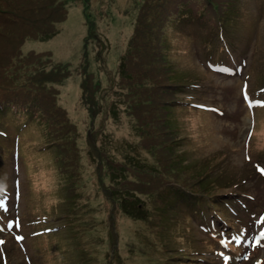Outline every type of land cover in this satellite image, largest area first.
<instances>
[{
  "label": "rangeland",
  "instance_id": "rangeland-1",
  "mask_svg": "<svg viewBox=\"0 0 264 264\" xmlns=\"http://www.w3.org/2000/svg\"><path fill=\"white\" fill-rule=\"evenodd\" d=\"M17 1L11 0V3ZM42 1L46 0L39 2ZM56 1H64L65 20L55 25V33L50 39L40 42L26 41L21 54H31L29 56H35L32 53L43 54L42 59L52 64V67L59 66L63 68V72L72 73L71 77L60 84L59 82L49 84L50 91H59L58 100L54 102L55 107L60 102L66 113H55L52 92L48 91L43 84H39L41 93L37 94L41 98L39 109L44 119L40 129L34 123L27 122L23 116L9 117L0 113V129L6 130L8 126L9 136L16 144L17 157L14 159L19 163V173L16 175L14 168L7 163L9 154L1 152L0 191L3 189L27 190V200L22 207L24 221L31 222L36 219L38 210L42 224L48 226L46 235L40 236V241L34 245L31 242L37 237H30L31 231L24 224L23 230L26 237L24 242L8 241L4 243L6 246H0V253L2 251L8 253L9 264H208L207 256L202 253L209 246L214 245L207 241L206 235L199 230L201 222L194 219L190 226L185 221L187 214H191L192 218H200V215L192 211V207L196 209L197 205L189 206L190 204L187 203L188 208L185 206L181 208L178 204L170 209L169 206L172 204L164 205V200L154 191L149 190L144 195L155 194L157 201L152 203V200L147 201L149 197H145L142 201V203L147 201L145 205H140L139 210L133 206L134 212L131 214V197H126L124 204L126 214L119 212L116 214L117 209H114L116 221L113 228L110 226L113 218H110L109 208L104 202V197L99 193L100 186L106 179L105 177L97 179V170L89 153L95 132L98 133L96 143L99 145L102 142L100 145L104 147L103 150L113 156L108 155L109 158L115 160L112 164H106L103 160V158L106 159L105 153L98 149L101 156L96 164H100L113 173H120L121 169L132 170L129 177L124 178L119 185L112 182L104 191L111 205L118 198V189L129 190L128 186L135 183V180L141 177L139 175L150 176L151 172L146 167L134 165L130 168L119 161H143L148 167H153L145 150H136L134 144H129L132 143L129 142L130 137L133 139L136 134L131 129L126 116L119 112L116 118V114L112 108L110 109L115 100L113 90L117 89V85L128 90L127 87L134 84L137 101L132 105V109L137 114H141L142 119L150 118L152 113L162 110L166 120L170 124L172 120L181 135L191 139L188 141L181 139L174 144L177 154L180 155L189 148L193 150L195 146L198 147L191 156L186 152L181 161L173 167V176L180 177V181L184 182L188 177L185 175L190 174L191 171L192 173L201 172V160L206 159L203 166L207 169L210 159L212 165L216 163L215 169L212 165L208 168L207 179L210 178V181L216 182L217 177H222L224 180L236 176L239 178V181L230 187L220 189L217 183L209 186L204 184V186L212 190L211 197L214 198L250 196L249 215L244 223L247 225L250 222L253 235H256L258 240H262L261 234L258 233L261 227L264 230V216H261L264 212V179L259 177V174L264 164V137L258 135L260 132H256L255 137L258 141L256 139L251 143L249 141V145L245 147L247 142L245 134L250 127V117L249 115L246 117V125L240 132L231 123L238 122L233 121L229 114L237 112L239 115L243 112L241 103L234 97L235 92L230 85L234 81H243L246 78L249 65L253 73L249 77L248 90L252 91L264 85V14L258 17L262 32L249 39L248 43L236 36L228 38V44L236 56L250 58V63L244 60L247 66L243 74H239L240 77L225 75L224 73L230 70L222 64L217 65L219 68L223 67L220 74L209 72L202 61L203 50L200 48L202 45L200 39L204 36L209 38L212 34L205 26L199 25L200 27L194 28L195 39L191 38L187 31L175 27L167 35L166 49L170 55L168 62L171 65V76L169 78L165 76V81L183 84L190 88V93L194 94L190 98L192 105L204 109L207 108L196 103L205 104L206 100L202 85L198 81L207 80L215 87L214 90L206 91L207 98L216 104L215 107L222 110L223 115L212 113L213 117L198 120L192 114L182 113L172 106L159 105L152 98L157 93L159 67L162 66L157 56L159 53L157 37L161 34L162 18L169 10L163 11L161 7H156L159 3L155 1L154 5L152 0ZM178 1L171 0L173 3ZM229 1L232 2L234 13L244 12V16L237 15V22L241 28L255 27L253 18L254 15L259 14V6H264V0ZM224 2L218 0L217 4L221 6ZM148 4H153L154 7L145 9L142 13V10L138 8L139 5L145 8ZM139 14H145L148 31L147 34L143 32L140 39H138L139 35H136L132 45V55L127 59L130 71L136 68L138 70L137 75L133 74L134 83H132L128 79L119 77L117 69L119 58L125 51L126 40L131 37L129 40L131 41L134 35V24ZM139 19L141 22L142 18L139 17ZM88 26L91 33L86 35L85 29H88ZM13 29L12 27L5 31L3 42L7 40L8 35L12 33L15 35L18 32ZM235 30L240 36L246 38L245 31ZM1 46L2 44L0 51H6L4 50L6 47ZM30 61L21 62L19 67L27 73L33 83H39L42 79L48 78L44 71H37L36 68L40 67L39 63ZM201 67L203 72L208 73L209 80L200 78L204 73L197 68ZM59 74L61 72H57L54 76L57 77ZM78 74H84L83 78L86 79L88 89L92 86L96 91L100 87L104 90L100 97V104L97 100V114L93 117L86 112L83 120L78 113L76 102L79 90ZM64 75L62 73L61 77ZM143 75L148 76L152 82L142 89L137 81ZM93 78L99 81V87L97 81L93 82ZM15 80H21V77L17 75ZM111 80L115 81L114 85L110 84ZM6 89L15 90L12 85H7ZM5 91V89L0 91V96ZM250 95L256 105L250 107L253 126L255 129L262 130L264 111L258 106L264 105V101L259 94L250 92ZM144 97H147L151 106L142 105ZM30 101L31 99L27 102L30 103ZM46 102L53 112L45 107ZM78 103L80 104L79 101ZM74 118L75 122L81 119L82 132L76 131L70 124L74 122ZM90 118H92L91 122H89ZM62 122L63 124L59 125ZM20 127L22 128L18 130ZM88 130L90 138L87 134ZM176 139H179L178 133H176ZM126 140L128 142H125ZM54 141L59 144L57 150L48 153H45L47 150H40L37 155L35 154L34 149ZM43 153L45 154L41 156ZM61 159H64L68 169L78 177L76 181L81 184L82 190L78 187V182L73 181L68 173L64 176L58 171L59 165L55 161ZM154 175L162 182L166 173L158 171L154 172ZM82 191L85 193L83 194ZM157 202L158 207H156ZM176 202L180 203V199ZM144 208H146V214L142 210ZM210 208H212L210 204L205 207V211L209 214H211ZM43 219H47V223ZM41 228L43 226L35 229ZM3 237L8 238V234ZM262 253H264V247L259 248L257 256ZM0 264L7 263L0 258Z\"/></svg>",
  "mask_w": 264,
  "mask_h": 264
},
{
  "label": "trees",
  "instance_id": "trees-1",
  "mask_svg": "<svg viewBox=\"0 0 264 264\" xmlns=\"http://www.w3.org/2000/svg\"><path fill=\"white\" fill-rule=\"evenodd\" d=\"M39 1L41 0H21V2L18 1L12 4L11 0H5L4 3L2 4L3 10H0V45L1 44L2 46L4 45L6 47V49L4 50L6 51L3 50L0 51V55L5 54L4 56L0 57V91H2L3 89L8 91L6 89V86L9 85L10 83L9 81H12L13 86H15V84L19 82V80L18 81L15 80V77L17 75L21 77V72H19L20 70L19 64L21 62H25L26 60H31L30 61L31 63H34L35 61L39 63L40 67L36 68L37 71L40 70L44 71L47 75L51 76L54 79V82L50 81L48 78H44L39 83H33L28 78L26 83L24 84V87L22 88H27L30 86L35 87V86H39V84H43V86L48 91H50L49 84H54L56 82H59L60 84L63 80L72 76V73L70 74L68 73V71L63 72V68L59 66L52 67L51 66L52 64L48 63L47 61H44L42 59L43 54L32 53L35 56H29L31 54H25V55L21 54V49L26 43V41L29 40L31 42H40L50 39L55 33L56 30L55 25L65 20L64 1L63 2L56 0H46L42 2ZM96 1L98 0H95L94 2ZM155 1L159 3L156 5V7L160 6L164 10H169L168 13L172 12L173 15H171V17L174 25H179V23L182 21L193 19L195 23H198L199 25H203L206 28H208L212 34L219 27L218 15L220 14V9H219V5L216 3V0H201L202 5L198 7V10L197 11L191 10L190 14H188L187 16H183L181 12L185 4H187L188 2L179 3V5L176 6L173 2H171V0H152L154 5H155ZM154 5L148 4L146 5L145 8H143L142 5H139L138 8L142 10V13H144L145 9L146 10L151 9L154 7ZM61 8L63 10L62 12H61ZM202 8L203 10H200ZM139 17L142 18L141 22ZM136 20H137V22L135 21L136 27L134 24V28H135L134 35L132 34L133 37L131 41H129L131 37H129V39L126 40L125 51L122 54V56L119 58L118 69H117V71H119L118 74H120L119 77L128 79L132 83H134L132 80L133 74L135 73V75H137L138 70L136 68L135 70L133 69V71L131 72L129 69L130 65L127 59L130 57V55H132L131 52L133 49L132 45L135 42L136 35H139L138 39H140L143 36V34L144 33L147 34L148 31V25L146 24L147 20L145 14H139ZM12 27L14 28L13 31H18V32L15 35H13V33L11 35H8L7 40L3 42L6 33L5 31H7V29H10ZM89 28L90 27L88 26V29H85L86 35H89L91 33V29ZM22 39L23 41H21ZM93 39H95V37H93ZM47 63L50 65H48ZM57 72H61V74L64 73L65 75L61 77V74H59L56 77L54 75ZM78 77H79V90L77 91L76 102L79 109L78 113L79 115H81V119L83 120L84 116L86 115V112H88L93 117L97 114L96 113L98 110L97 100H99V104H100L101 102L100 97L102 96L104 90L102 87H100L99 90L96 91L94 90L95 88H93L92 86L91 89H88L85 83L86 79L83 78L84 74L82 75L78 74ZM96 81L97 80L93 78V82L96 83ZM137 82L141 84V87L143 89L152 81L148 76L143 75ZM110 84L114 85L115 81L111 80ZM97 85L99 87V81H97ZM127 88L128 90H126V88H120V86L117 85V89H115L116 91L113 90V93L115 94V100L110 106V109L112 108V111L114 112V114H116V118L119 112L121 113V115L126 116L127 121L131 125V129L134 130L136 134L133 139H131L130 137L129 142L131 141L132 143L129 144L132 145L134 144L133 146L136 150H142V151L145 150L146 153L149 155V160L151 161V164H153V167H148V165H146L145 162L143 161L140 162L138 160H137L138 162H135L134 160L119 161L122 164L124 163L127 166H130V168H132L134 165L136 166L140 165L142 167H146L151 172H150V176L139 175L141 177H138L135 180V183L128 186L129 190H123L121 188L117 190L118 198L114 203L115 205L118 206V210L116 214H118V212L122 214H126L124 212V210H126V207H124L125 200L127 199L126 197H131V204H132L131 214L134 212L133 206L137 210L140 209V205H142L143 198L150 197V196H145L144 193L149 190L156 192L159 188L158 185L160 181L154 175V172H158V171H161L166 174H171L170 178L172 180L174 179L175 183L177 184V185L173 184L172 188L177 187L179 194L181 195L183 200H188V199L199 200L198 198L195 197V195L198 197H201L203 195L208 196L210 194L209 189L206 186L202 185L204 179L193 177L190 179H186L183 183H180V177H175L172 175L173 167L181 161V158L185 154H187V153H183L179 155L176 153L174 144L181 141V139L178 140L176 139V133H178L177 129L172 123L170 124V122L167 121L166 118L164 124V120L160 115L161 113L159 112V110L157 112L152 113L150 118L142 119L141 114H137L132 109V105L137 101V97L134 92V84L133 85L131 84ZM11 92L13 95L16 96L17 94L21 93L22 90L19 88V86H17V89ZM50 92H52V105H54L56 113L64 114L63 113L64 109H61L57 106L55 107V103L57 102V98L59 96V91L52 90ZM144 94L148 95V93H144ZM7 96H8V92L1 95L0 102L4 99H7ZM15 96H11L8 99H13L15 98ZM28 97L32 99L30 103H28V105L33 109V113L35 114L36 108H38V106H40L41 104V98H39L36 95L28 96ZM78 101L80 102V104L78 103ZM142 101H143L142 105L146 107L149 105L151 106V104H149L147 97H144ZM58 103L61 105L60 102ZM46 104L48 109L51 110L47 102ZM92 118H90L89 122H91ZM81 119H79L78 122H75V118H74V122L69 121L70 124L73 127H75L76 131H80V132H82ZM87 134H90L89 130L87 131ZM97 134L98 133L95 132V136L92 138V145L89 149V153L90 156L93 158L90 159L95 164V168L97 170V179L99 178L102 179L103 177H105L106 179L104 180V182L102 181L103 183L100 186L104 189V191H106V189L109 188L112 182H114L116 185H119L124 178H128L129 173H132V170L121 169L120 173H116V172L113 173L110 172L107 168L102 167L100 164H96L97 159L101 156L98 152V149L102 150L105 153L106 159L103 158V160L106 164H112V162L115 161L109 158V156L111 155L108 154L107 151L103 150L104 147L100 145L102 142H100L99 145L96 143ZM137 138L138 140L136 141ZM125 142L128 141L126 140ZM105 144L109 146L107 143ZM209 164L211 165L210 160H208V165ZM144 184H149V185L145 186ZM178 199H180L179 196H177V200Z\"/></svg>",
  "mask_w": 264,
  "mask_h": 264
},
{
  "label": "snow or ice",
  "instance_id": "snow-or-ice-1",
  "mask_svg": "<svg viewBox=\"0 0 264 264\" xmlns=\"http://www.w3.org/2000/svg\"><path fill=\"white\" fill-rule=\"evenodd\" d=\"M247 98V97H246ZM261 174H264V171H262V173ZM0 243H3V241H0Z\"/></svg>",
  "mask_w": 264,
  "mask_h": 264
},
{
  "label": "bare ground",
  "instance_id": "bare-ground-1",
  "mask_svg": "<svg viewBox=\"0 0 264 264\" xmlns=\"http://www.w3.org/2000/svg\"><path fill=\"white\" fill-rule=\"evenodd\" d=\"M73 90V89H72ZM72 90H71V92H72ZM74 93V92H73ZM73 103V102H72Z\"/></svg>",
  "mask_w": 264,
  "mask_h": 264
}]
</instances>
